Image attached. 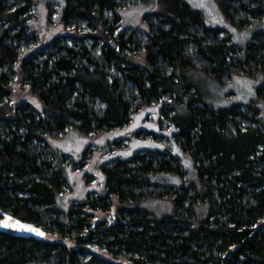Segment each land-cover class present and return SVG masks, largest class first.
I'll return each instance as SVG.
<instances>
[{
  "label": "trees",
  "instance_id": "16d2710c",
  "mask_svg": "<svg viewBox=\"0 0 264 264\" xmlns=\"http://www.w3.org/2000/svg\"><path fill=\"white\" fill-rule=\"evenodd\" d=\"M65 1L66 27L90 30L56 39L23 61L22 80L45 106L39 114L12 102L13 66L25 41L35 40L28 21L37 0H0V218L10 213L57 239L0 232V264H264L261 111L255 102L212 110L187 76L200 70L221 83L237 74L262 76L257 95L264 101V0H216L237 28L262 23L244 55L185 0H163L160 14L146 17L148 33L117 35L119 11L136 0ZM138 53H145L147 67L129 59ZM160 100L161 116L176 127L175 144L193 159L199 187L153 185L155 173H182L180 160L141 151L104 168L103 195L61 214L56 201L66 181L45 137L72 128L86 136L122 128ZM151 197L172 200L173 212L155 218L140 206ZM97 212L110 216L95 222Z\"/></svg>",
  "mask_w": 264,
  "mask_h": 264
},
{
  "label": "rangeland",
  "instance_id": "374dc122",
  "mask_svg": "<svg viewBox=\"0 0 264 264\" xmlns=\"http://www.w3.org/2000/svg\"><path fill=\"white\" fill-rule=\"evenodd\" d=\"M185 1L193 9L201 11L207 27L223 29L229 34L233 44L238 47L242 55H244L251 39L263 29L262 23H254L247 29L237 28L228 21L216 0H205L206 7L203 8L196 6L197 0ZM162 4L163 0H136L134 4L124 7L119 11L121 29L116 32V35L131 30L148 33L150 27L147 25L146 17L160 14ZM66 6L65 0H37L31 19L28 21V28L35 36V40L25 41V46L13 66L12 102L29 104L39 114L44 111L45 106L39 96L32 92L30 86L25 85L22 80L23 61L56 39L82 38L84 32L90 30L83 27L80 29L82 32H79L75 28L66 27L63 16ZM230 29H235V32L230 31ZM2 33V28H0V36ZM140 35L142 34L140 33ZM100 45L101 43L97 49L100 48ZM129 59L142 68L147 67L145 53L129 55ZM187 76L196 86L198 97H201V101L212 110H226L238 105L246 108L247 105L255 102L264 120V101H261L257 95V89L262 84V76L237 74L225 83L219 82L200 70L187 71ZM245 82L249 83L246 84ZM249 87L252 89L251 92L248 91ZM186 98L187 100L192 99L191 96ZM174 101L173 99V104ZM171 102L168 100L165 103L170 104ZM162 104H164L163 100H160L140 108L133 114L126 126L115 128V130L86 136L79 130L72 128L66 133L45 137L44 141L55 157L56 169L66 181V191L60 194L56 201L61 214L66 215L75 203H81L89 195H103L106 191L104 168L110 166L117 159L129 160L134 154L141 151L170 152L180 160L182 173H155L150 178L153 185L156 184L162 188H180L181 186L192 185L199 187L200 183L193 159L175 144L176 127L167 121L168 118L163 119L161 116ZM168 110L170 114L174 113L172 109L168 108ZM140 206L152 213L155 218L168 216L174 210L172 200L160 197L148 198ZM208 210L206 203L199 206V215L202 219L206 217ZM109 216L110 212H97L95 222L107 220ZM45 239L57 240L56 237L48 235ZM66 244L70 247L74 246L73 242L66 241ZM102 255L108 260L111 259L110 256ZM119 264L128 263L121 259Z\"/></svg>",
  "mask_w": 264,
  "mask_h": 264
},
{
  "label": "snow or ice",
  "instance_id": "6c2138e0",
  "mask_svg": "<svg viewBox=\"0 0 264 264\" xmlns=\"http://www.w3.org/2000/svg\"><path fill=\"white\" fill-rule=\"evenodd\" d=\"M196 6L201 7V8L206 7L205 0H197ZM219 22L222 23V21H219ZM225 27H227V25H225ZM230 31L235 32V29H230ZM238 83H239V81H238ZM245 83L247 84L249 82H245ZM248 91L249 92L252 91L251 87L248 88ZM245 102H247V101H245ZM137 119H139V118H137ZM8 221H11V218L5 217L4 222H0V227L13 228L16 231L28 232V233H32V234L40 236V237L45 236V234L42 231H40L39 229H37L35 227L21 224L19 221H12V222H8Z\"/></svg>",
  "mask_w": 264,
  "mask_h": 264
},
{
  "label": "water",
  "instance_id": "95a60500",
  "mask_svg": "<svg viewBox=\"0 0 264 264\" xmlns=\"http://www.w3.org/2000/svg\"><path fill=\"white\" fill-rule=\"evenodd\" d=\"M2 216L3 217L0 218V222H4L5 217H10L11 221H8V222L19 221L21 224L35 227V228L39 229L40 231H42L45 234V236L44 237H40V236L34 235L32 233L19 232V231L14 230L13 228H5V227H0V232L1 233H5L7 235H11V236L18 237V238L22 237V238H30V239H36V240H43L44 241V238L46 237V231L44 230L43 227L37 226L34 223L32 224V223L24 221L22 219H18L15 216L11 215L10 213H8V214L5 213Z\"/></svg>",
  "mask_w": 264,
  "mask_h": 264
}]
</instances>
